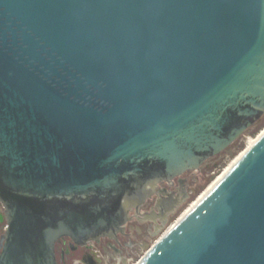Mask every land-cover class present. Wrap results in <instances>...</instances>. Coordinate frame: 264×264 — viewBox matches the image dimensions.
<instances>
[{"label": "water", "instance_id": "water-1", "mask_svg": "<svg viewBox=\"0 0 264 264\" xmlns=\"http://www.w3.org/2000/svg\"><path fill=\"white\" fill-rule=\"evenodd\" d=\"M264 114V0H0V264L110 237ZM135 264H264V132Z\"/></svg>", "mask_w": 264, "mask_h": 264}, {"label": "flooded vegetation", "instance_id": "flooded-vegetation-1", "mask_svg": "<svg viewBox=\"0 0 264 264\" xmlns=\"http://www.w3.org/2000/svg\"><path fill=\"white\" fill-rule=\"evenodd\" d=\"M220 154L215 158L220 157ZM209 164L210 161L207 160L202 166L207 167ZM201 167L197 171L185 172L171 181L157 183L137 211L134 208L127 210L126 220L121 222L112 236L99 237L83 244H78L69 236L57 239L54 243L55 263L127 264L138 247L145 248V237L156 234L197 191L201 180L205 179V176L200 179ZM193 179L196 184H193ZM5 227L7 228L5 208L0 202V254Z\"/></svg>", "mask_w": 264, "mask_h": 264}, {"label": "rangeland", "instance_id": "rangeland-1", "mask_svg": "<svg viewBox=\"0 0 264 264\" xmlns=\"http://www.w3.org/2000/svg\"><path fill=\"white\" fill-rule=\"evenodd\" d=\"M264 119V114L261 117ZM260 118V119H261ZM262 124V123H261ZM260 124V125H261ZM264 130V123L260 129L258 127L249 128L244 134H242L229 148V152L224 151L223 154H220V157L210 160V164L207 167H201L200 179L206 174L208 175L207 180H201L198 185L197 191L194 195L182 206H180L175 214L165 223V225L153 236L145 237V248L141 249L138 247L137 252L134 254L133 258L130 259L127 264H135L146 252L148 248L153 246L155 242L175 223L178 218L183 214L187 208L190 207L193 202L207 189V187L217 178L224 169L236 158L238 157L257 136ZM219 155V154H218ZM215 171V174L212 177H209L210 172ZM193 184H196V180H192ZM139 242V241H138Z\"/></svg>", "mask_w": 264, "mask_h": 264}, {"label": "bare ground", "instance_id": "bare-ground-1", "mask_svg": "<svg viewBox=\"0 0 264 264\" xmlns=\"http://www.w3.org/2000/svg\"><path fill=\"white\" fill-rule=\"evenodd\" d=\"M264 132V130L257 136V138L262 134ZM256 138V139H257ZM256 139L255 140H253L252 142H251V144L248 146V147H250L251 145H253L254 143H255V141H256ZM247 147V148H248ZM241 155V154H240ZM239 155V156H240ZM238 156V157H239ZM238 157H236L225 169H224V171L217 177V178H215L214 179V181L207 187V189L196 199V201L195 202H193V204H191L190 205V207L189 208H187V210H185L184 212H183V214L178 218V220L179 219H181L184 215H186L213 187H214V185L221 179V177H222V175L229 169V167L238 159ZM177 220V221H178ZM174 224V223H173ZM170 229V228H169Z\"/></svg>", "mask_w": 264, "mask_h": 264}, {"label": "trees", "instance_id": "trees-1", "mask_svg": "<svg viewBox=\"0 0 264 264\" xmlns=\"http://www.w3.org/2000/svg\"><path fill=\"white\" fill-rule=\"evenodd\" d=\"M262 123V124H261ZM263 123H264V119H259L252 127L254 128V127H258V129H260L261 127H262V125H263ZM261 124V125H260Z\"/></svg>", "mask_w": 264, "mask_h": 264}, {"label": "built area", "instance_id": "built-area-1", "mask_svg": "<svg viewBox=\"0 0 264 264\" xmlns=\"http://www.w3.org/2000/svg\"><path fill=\"white\" fill-rule=\"evenodd\" d=\"M198 169H199V168H198ZM198 169H197V170H198ZM197 170H194V171H197ZM214 174H215V171L210 172L209 177H212ZM207 179H209V178H208V175L206 174V175H205V180H207ZM193 195H194V194H192L191 197H192ZM191 197H190V198H191ZM5 228H6V227H5ZM144 254H145V253H144Z\"/></svg>", "mask_w": 264, "mask_h": 264}]
</instances>
